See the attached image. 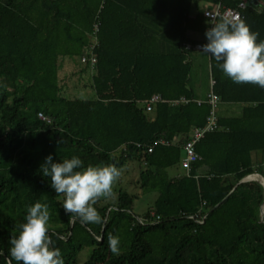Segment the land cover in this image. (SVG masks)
Masks as SVG:
<instances>
[{"label":"trees","instance_id":"obj_1","mask_svg":"<svg viewBox=\"0 0 264 264\" xmlns=\"http://www.w3.org/2000/svg\"><path fill=\"white\" fill-rule=\"evenodd\" d=\"M245 1L239 8L241 0H0V264H16L9 239L36 202L48 205L49 234L64 264H264L263 187L248 181L233 189L247 175L264 178V154L257 155L264 151V89L233 83L214 58L185 47L206 42L196 37L205 38L209 26L200 5L238 10L264 40V0ZM93 33L96 62H84L93 98L64 97L62 59L81 58ZM200 53L213 81L203 97L189 85ZM210 90L217 105L239 103L241 112L216 115L215 108L218 128L196 142L201 159L185 175L182 146L193 127L205 126ZM153 94L189 101L157 103L145 112L140 102ZM157 139L169 144L146 153L144 146ZM49 154L54 161L78 156L85 166L137 161L141 191L157 197L142 216L134 215V196L119 189L113 201L94 205L103 222L85 224L65 216L64 196L41 173ZM168 168L182 173L169 176ZM109 236L120 239L118 255Z\"/></svg>","mask_w":264,"mask_h":264},{"label":"clouds","instance_id":"obj_2","mask_svg":"<svg viewBox=\"0 0 264 264\" xmlns=\"http://www.w3.org/2000/svg\"><path fill=\"white\" fill-rule=\"evenodd\" d=\"M207 43L202 52L217 61L223 74L235 84H252L264 89V40L239 18L221 17L205 33ZM211 85V84H210ZM50 177V188L63 195L65 216L72 215L85 224L103 222L94 206L101 198H109L121 176L115 164L88 165L78 156L54 161L49 154L40 168ZM48 205L36 202L26 208L25 222L18 235L9 239L10 256L16 264H64L61 250L50 237ZM114 255L120 253L118 236L108 237Z\"/></svg>","mask_w":264,"mask_h":264},{"label":"rangeland","instance_id":"obj_3","mask_svg":"<svg viewBox=\"0 0 264 264\" xmlns=\"http://www.w3.org/2000/svg\"><path fill=\"white\" fill-rule=\"evenodd\" d=\"M200 58L193 59V66L191 72V78L189 85L198 97H203L206 93V87L209 78V73L207 70V65L202 58L201 53ZM63 60V64L59 66L58 76L61 79L63 91L62 95L71 99H91L93 98L94 91L91 86V75L92 71L90 68L85 67V63L80 61L79 56L67 57ZM75 73V74H71ZM241 112V104L233 103H219L216 106V115L223 116H237ZM152 116V114H148ZM264 151L257 152L258 156H263ZM143 164L137 161H127V163L121 167V176L116 184L113 186V192L107 201H113L115 199L116 193L119 189L126 190L129 194L134 196L131 213L134 215H140L150 209L154 200L157 197V192L154 190L141 191L140 185L138 183L139 169ZM169 176H174L182 173L181 169L168 168ZM258 179V178H257ZM102 199V198H101ZM87 254V249L81 251L78 256V262L85 259Z\"/></svg>","mask_w":264,"mask_h":264},{"label":"built area","instance_id":"obj_4","mask_svg":"<svg viewBox=\"0 0 264 264\" xmlns=\"http://www.w3.org/2000/svg\"><path fill=\"white\" fill-rule=\"evenodd\" d=\"M247 6V3L245 0H241V2L238 4L239 8H245ZM201 10H202V15L207 19L209 26L207 28V30L211 27V24L214 23L217 19L221 18V17H228V18H241V14L238 10L236 9H232L229 7H224L221 6L220 4H217L215 6L212 7H203L200 6ZM97 31V24H94L93 26V32ZM206 40V39H205ZM90 43V49L87 50V48L83 51V55L81 56L80 60L81 62H85L88 61L90 66H93L96 62V58L95 56H93L92 52L90 50H92V47L94 46V44L97 43V39L95 37V34L93 33L92 39L89 42ZM207 40L205 43H201V42H197L195 44H191V43H185V47L187 49H194V50H201L202 45L206 44ZM89 53V57H86V53ZM202 52V51H201ZM210 84L212 86L213 81H210ZM219 98L217 95H215L212 90H210L207 94V101L211 106V112L209 114V116L206 118V124L203 127H193L191 129L190 132V139H188L184 145L182 146V150H183V155L180 157V162L179 165L181 167V169L183 170L185 175H188L189 170L191 169V165L200 160V156L198 154H196L195 152V144L196 142L203 137V134L207 131H211L214 129H217V117L215 115V108H216V103L218 102ZM189 100L185 99L184 97H181L180 99H173V100H168V99H164L162 98L159 94H153L150 98H148L147 100H144L142 102H140L142 104V106L144 107L145 112H150L152 111L153 107L155 104L157 103H167L169 105H177L179 103H187ZM198 104L201 102V100H195ZM37 117L43 121L49 122V119H46L41 113L37 114ZM169 144L167 141H164L162 139H157L155 140L151 145L149 146H144V151L146 153H150L154 147V145L156 144ZM137 148H140V144H136ZM205 217V215L202 217V219ZM187 218H192V216H187ZM193 219V218H192ZM202 219L196 220L197 223H202ZM138 221L140 223H142V221L140 219H138ZM159 221V217L156 216L155 220L153 221L158 222Z\"/></svg>","mask_w":264,"mask_h":264},{"label":"water","instance_id":"obj_5","mask_svg":"<svg viewBox=\"0 0 264 264\" xmlns=\"http://www.w3.org/2000/svg\"><path fill=\"white\" fill-rule=\"evenodd\" d=\"M253 175L255 176H258L259 179H256V178H251ZM248 181H256L258 183H260L263 187V190H264V178L260 175V174H257V173H253V174H250V175H247L245 176L244 178H242L234 187L233 189L236 188V186L242 182H248ZM232 189V190H233ZM264 205V200H263V203H262V206ZM263 217H264V210H261L260 211V221L262 222L263 221Z\"/></svg>","mask_w":264,"mask_h":264},{"label":"crops","instance_id":"obj_6","mask_svg":"<svg viewBox=\"0 0 264 264\" xmlns=\"http://www.w3.org/2000/svg\"><path fill=\"white\" fill-rule=\"evenodd\" d=\"M200 6H201V5H200ZM203 6H204V5H203ZM192 12H194V11H192ZM189 35L192 37V36H194V33H190ZM196 37L199 38L200 40H205V39H206V36H205V38H204V36H202V37H201V36H196ZM196 58H197V59L200 58V55H198Z\"/></svg>","mask_w":264,"mask_h":264},{"label":"bare ground","instance_id":"obj_7","mask_svg":"<svg viewBox=\"0 0 264 264\" xmlns=\"http://www.w3.org/2000/svg\"><path fill=\"white\" fill-rule=\"evenodd\" d=\"M252 177H256V178H258L259 179V177L258 176H255V175H253ZM264 210V209H263Z\"/></svg>","mask_w":264,"mask_h":264}]
</instances>
